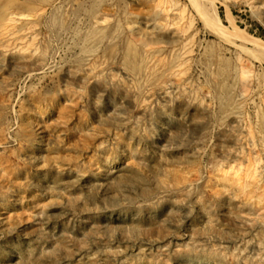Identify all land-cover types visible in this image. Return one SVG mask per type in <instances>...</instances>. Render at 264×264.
Masks as SVG:
<instances>
[{"label":"rangeland","instance_id":"rangeland-1","mask_svg":"<svg viewBox=\"0 0 264 264\" xmlns=\"http://www.w3.org/2000/svg\"><path fill=\"white\" fill-rule=\"evenodd\" d=\"M247 36L264 0H0V264H264Z\"/></svg>","mask_w":264,"mask_h":264},{"label":"bare ground","instance_id":"bare-ground-1","mask_svg":"<svg viewBox=\"0 0 264 264\" xmlns=\"http://www.w3.org/2000/svg\"><path fill=\"white\" fill-rule=\"evenodd\" d=\"M224 15L227 19H231L232 11L230 9L226 8V10L224 11ZM235 29H238V28L235 27ZM242 32H243V30H242ZM245 40L247 41V44H250L257 51L264 54V40L263 39L255 38L252 36H247V39L245 38ZM146 50H147V52H150L151 47H147ZM242 102H243V100L238 99V101L231 108L230 113L227 114L228 117H234L236 119L241 117Z\"/></svg>","mask_w":264,"mask_h":264}]
</instances>
